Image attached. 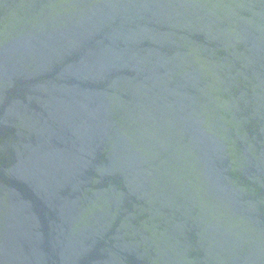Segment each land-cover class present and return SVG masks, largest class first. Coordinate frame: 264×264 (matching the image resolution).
I'll list each match as a JSON object with an SVG mask.
<instances>
[{"label":"water","instance_id":"1","mask_svg":"<svg viewBox=\"0 0 264 264\" xmlns=\"http://www.w3.org/2000/svg\"><path fill=\"white\" fill-rule=\"evenodd\" d=\"M0 264H264V0H0Z\"/></svg>","mask_w":264,"mask_h":264}]
</instances>
